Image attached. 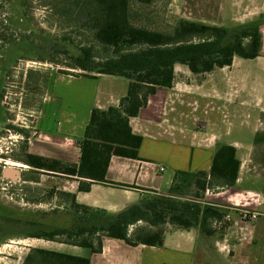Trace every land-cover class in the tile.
Returning a JSON list of instances; mask_svg holds the SVG:
<instances>
[{
	"label": "crops",
	"instance_id": "1",
	"mask_svg": "<svg viewBox=\"0 0 264 264\" xmlns=\"http://www.w3.org/2000/svg\"><path fill=\"white\" fill-rule=\"evenodd\" d=\"M182 3L192 9L191 21L208 25H244L261 16V56L235 57L231 66L203 75L176 65L173 87L158 88L130 119L143 138L138 158L112 156L105 181H94L89 192L79 190L82 178L63 175L64 190L82 205L118 213L145 195L168 194L181 172H209L218 143L237 149L239 178L234 187L204 196V205L225 215L213 222L214 233L167 225L160 248L105 238L101 253L84 257L91 264H264V217L244 220L241 212L264 214V0ZM121 78L52 74L28 152L79 163L92 110L117 107L128 93L129 82Z\"/></svg>",
	"mask_w": 264,
	"mask_h": 264
},
{
	"label": "trees",
	"instance_id": "2",
	"mask_svg": "<svg viewBox=\"0 0 264 264\" xmlns=\"http://www.w3.org/2000/svg\"><path fill=\"white\" fill-rule=\"evenodd\" d=\"M132 3L133 0H75L74 3L81 8L80 13L96 42L109 52L99 57L95 47L81 46L77 56L69 57L81 70L79 75L116 76L129 82L128 93L121 98L119 106L105 111L92 110L80 142L79 163L29 152L19 160L33 169L82 178L79 184L82 192H89L94 181H105L112 156L138 158L143 138L133 132L130 119L139 116L158 88L173 87L176 65L203 75L218 67L231 66L235 57L249 60L261 56V16L231 29L179 18L171 31L152 30L133 24ZM240 166L237 149L218 143L209 172H181L168 194L145 195L118 213L82 205L75 194L61 192L59 195L70 203L72 225L38 228L27 237L79 246L96 254L103 251L105 238L120 240L129 246L163 247L167 225L183 230L198 227L212 234L213 222L221 221L225 215L218 208L204 205V196L208 190L234 187ZM23 264H91V260L33 248Z\"/></svg>",
	"mask_w": 264,
	"mask_h": 264
},
{
	"label": "rangeland",
	"instance_id": "3",
	"mask_svg": "<svg viewBox=\"0 0 264 264\" xmlns=\"http://www.w3.org/2000/svg\"><path fill=\"white\" fill-rule=\"evenodd\" d=\"M137 1L132 3V22L139 27L171 31L179 18L190 20L193 15L183 0ZM74 3L0 0V264H23L33 248L81 257L90 254L89 249L27 237L38 228L72 225V216L69 201L59 195L68 187L63 175L19 161L28 152L29 139L39 131L36 121L52 74L82 73L69 58L77 56L81 46L95 47L99 57L109 55ZM7 169L17 172V177Z\"/></svg>",
	"mask_w": 264,
	"mask_h": 264
},
{
	"label": "built area",
	"instance_id": "4",
	"mask_svg": "<svg viewBox=\"0 0 264 264\" xmlns=\"http://www.w3.org/2000/svg\"><path fill=\"white\" fill-rule=\"evenodd\" d=\"M161 172H164L165 171V168H161L160 169ZM242 218L244 220H249V221H257V219L260 217V216H263L264 217V214H257L256 212H251V211H248V210H242Z\"/></svg>",
	"mask_w": 264,
	"mask_h": 264
},
{
	"label": "water",
	"instance_id": "5",
	"mask_svg": "<svg viewBox=\"0 0 264 264\" xmlns=\"http://www.w3.org/2000/svg\"><path fill=\"white\" fill-rule=\"evenodd\" d=\"M6 172L9 174H13L15 177H17V172H15V171H11V170L7 169ZM14 176H13V178H15Z\"/></svg>",
	"mask_w": 264,
	"mask_h": 264
},
{
	"label": "flooded vegetation",
	"instance_id": "6",
	"mask_svg": "<svg viewBox=\"0 0 264 264\" xmlns=\"http://www.w3.org/2000/svg\"><path fill=\"white\" fill-rule=\"evenodd\" d=\"M10 126V125H9ZM9 128H12V126H10ZM27 128V130H28V127H26ZM25 128V129H26ZM4 131H9V130H7V129H5ZM24 132H26V130H24ZM24 140H27V139H24ZM6 165H9V163H5ZM12 166V165H11Z\"/></svg>",
	"mask_w": 264,
	"mask_h": 264
},
{
	"label": "bare ground",
	"instance_id": "7",
	"mask_svg": "<svg viewBox=\"0 0 264 264\" xmlns=\"http://www.w3.org/2000/svg\"><path fill=\"white\" fill-rule=\"evenodd\" d=\"M12 166L13 165H16V163H13V164H11ZM20 166H24V165H22V164H19ZM19 165H16V166H19ZM25 167V166H24Z\"/></svg>",
	"mask_w": 264,
	"mask_h": 264
}]
</instances>
